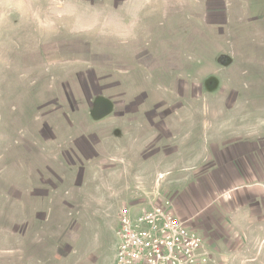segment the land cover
Segmentation results:
<instances>
[{
    "label": "rangeland",
    "instance_id": "obj_1",
    "mask_svg": "<svg viewBox=\"0 0 264 264\" xmlns=\"http://www.w3.org/2000/svg\"><path fill=\"white\" fill-rule=\"evenodd\" d=\"M248 140L264 0H0V264H115L122 206L152 179L244 181L219 179L214 146ZM261 189L260 213L240 197L204 217L222 264H264Z\"/></svg>",
    "mask_w": 264,
    "mask_h": 264
},
{
    "label": "crops",
    "instance_id": "obj_2",
    "mask_svg": "<svg viewBox=\"0 0 264 264\" xmlns=\"http://www.w3.org/2000/svg\"><path fill=\"white\" fill-rule=\"evenodd\" d=\"M243 146L246 147V151L242 149ZM214 147L215 155L219 150H226V153L222 154L223 159H225L226 162H222V177L219 175V179L224 181L223 177H226L228 180L233 179L236 181V179H242L244 177V181L237 182L227 188H221L220 190L219 188L222 185L216 180L217 178H209V180L208 178H205L203 181L200 179L201 177L199 178V176H196L194 186H188L189 188H192V190L186 192V190L179 191L177 188L170 189L167 185L157 186V184L154 183L155 179H152V183L147 187L149 200L147 201L145 197L130 200V207H132L131 210L138 212L140 211V208H149L152 205L160 204L165 199H170L175 214L180 219L190 220L189 226L202 235L205 245L212 244L214 235H216L213 229H209V227L215 228L213 221L211 220L210 222L209 220V222H205L204 220V217H208V214L210 215L211 212L216 211L220 213L223 211H229L228 207L229 205L236 203L235 199L238 200L240 197H245L244 199H246L250 205H254L256 210L260 213L261 209H259V207L261 208L263 204L261 200V186L264 183V141L256 142L248 140L247 142L240 143L238 145V152L235 153L236 158L232 149H219L217 146ZM238 153H240L239 155H241L243 159L237 158V156H239ZM235 161L237 163H235ZM206 176L208 177V175ZM209 182L213 183L212 188H216L215 190L217 192L214 194L216 197L215 200L211 197L208 198V192L210 194L211 185ZM244 188L245 190H243ZM236 189L239 191L234 193L232 198L233 201L230 197H227L226 194ZM220 214L222 215V213ZM191 217L195 218V220L192 221ZM206 239L208 240L206 241ZM216 247V253H218L220 250L218 245ZM220 258L222 259L224 256L220 255Z\"/></svg>",
    "mask_w": 264,
    "mask_h": 264
},
{
    "label": "built area",
    "instance_id": "obj_3",
    "mask_svg": "<svg viewBox=\"0 0 264 264\" xmlns=\"http://www.w3.org/2000/svg\"><path fill=\"white\" fill-rule=\"evenodd\" d=\"M189 221L175 214L170 199L138 212L122 206L115 264H222Z\"/></svg>",
    "mask_w": 264,
    "mask_h": 264
}]
</instances>
